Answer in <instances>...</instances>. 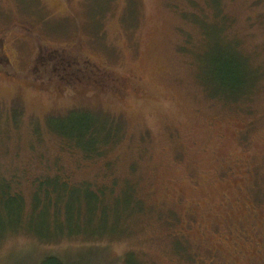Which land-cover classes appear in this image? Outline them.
I'll return each instance as SVG.
<instances>
[{
	"label": "rangeland",
	"instance_id": "374dc122",
	"mask_svg": "<svg viewBox=\"0 0 264 264\" xmlns=\"http://www.w3.org/2000/svg\"><path fill=\"white\" fill-rule=\"evenodd\" d=\"M216 49L245 69L237 100L218 94ZM45 50L101 76L57 83L38 64ZM79 124L119 137L89 160L57 136ZM54 176L94 190L115 183L119 212L133 189L143 210L123 234L85 240L103 216L85 194L66 195L80 215L64 210L63 228L83 235L46 243L20 229L0 239V264H121L129 254L139 264H264V0H0V181L26 218L39 179Z\"/></svg>",
	"mask_w": 264,
	"mask_h": 264
},
{
	"label": "trees",
	"instance_id": "16d2710c",
	"mask_svg": "<svg viewBox=\"0 0 264 264\" xmlns=\"http://www.w3.org/2000/svg\"><path fill=\"white\" fill-rule=\"evenodd\" d=\"M199 24V23H198ZM217 51L216 58L214 56L212 62V78L215 82L216 88L220 93L229 95V100H237L240 96L242 97L243 88L241 80L244 79L245 69L238 64H234V60L224 56H220V51ZM46 51L40 54L42 59L41 63L42 68L47 71L52 70V72L57 73V79H53L55 82L60 83L64 82L66 85H73L75 83L80 84H90V78L92 75L101 76L100 70L90 66V62L82 61L74 58H65L60 52ZM45 53V54H44ZM215 55V54H214ZM223 55V54H221ZM39 58V61H40ZM72 72V78H67V72ZM90 76L88 79L77 78L76 74L87 73ZM49 73V72H48ZM40 74V73H39ZM44 75V74H42ZM71 77V76H70ZM43 78V77H42ZM94 79V78H92ZM105 82H110L116 88H119L118 79L111 77L110 75L104 76L103 79ZM102 80V81H103ZM48 82L52 80L47 79ZM92 86L102 89L104 84L102 81L94 80ZM118 83L116 85L115 83ZM245 82V81H244ZM243 82V83H244ZM100 83V84H98ZM120 85H122L120 83ZM112 86V85H111ZM120 90V89H119ZM241 94V95H240ZM218 97V96H217ZM54 131V130H52ZM57 133L56 131H54ZM62 134L57 133V136L63 141L71 142L76 149H78L86 159L91 160L93 156H99L105 150H107L110 144H113L116 139L119 137V128L111 127H93L90 125L79 124L78 126H73L71 134L69 137L64 138ZM67 135V134H65ZM0 184H3L5 190L0 193V210L1 208L5 212V215H2L0 218V239L5 237L7 234L16 233L20 229H24L26 232L32 234L40 242H50L56 239L61 238H75L80 235H83V232L80 229H64L62 223H65V219H62V214L64 210H67L68 216L67 219L70 220V215L77 210L76 214H79V201L76 200L75 203L71 201L66 202V195L78 193V200L87 199L88 202L92 201L93 204L90 206L91 213L94 212V215L97 217V214L102 215L103 226L102 230H94L91 234V238L85 237V240H91L95 238H101L104 234L106 236H114L118 233L123 234L124 223L127 222V218L140 213L143 208L135 198V190L129 189V204L131 205L125 211L119 212L121 209L118 208V203L120 201V196L122 192L115 190L116 186L113 183L111 186L106 187L102 186L97 190L92 189V187L86 183L81 184L77 187L71 186L65 181H62L58 176L46 177L42 180L39 179V184L36 185V191L32 195L31 200V211L26 218L23 216V198L18 194H11L9 184L6 182L0 181ZM82 193V194H81ZM85 194V199H82ZM86 202V201H85ZM77 203V205H76ZM2 205V206H1ZM70 205V207L68 206ZM78 207V208H77ZM116 207V208H115ZM62 210V212H61ZM89 210V209H88ZM104 212L108 211V215H104ZM119 212L118 216L115 213ZM89 214H91L88 211ZM80 215V214H79ZM65 216V215H64ZM114 216L116 218V223L110 221L109 217ZM71 217V218H72ZM108 218V219H107ZM62 219V220H61ZM50 222V224H49ZM90 224H92L90 222ZM106 224L110 226L107 227ZM168 224L171 225V222ZM103 231V232H101ZM177 245L180 241L175 240ZM180 244V243H179ZM183 248L182 245L178 247ZM176 247L175 250L180 248ZM185 248V247H184ZM184 251V249H182ZM182 251H178L179 254ZM185 252V251H184ZM125 259V261H124ZM121 264H139L134 254L126 255ZM37 264H66L64 261L60 260L55 256H46Z\"/></svg>",
	"mask_w": 264,
	"mask_h": 264
},
{
	"label": "flooded vegetation",
	"instance_id": "af4514ba",
	"mask_svg": "<svg viewBox=\"0 0 264 264\" xmlns=\"http://www.w3.org/2000/svg\"><path fill=\"white\" fill-rule=\"evenodd\" d=\"M38 76L42 77L39 73H37Z\"/></svg>",
	"mask_w": 264,
	"mask_h": 264
}]
</instances>
